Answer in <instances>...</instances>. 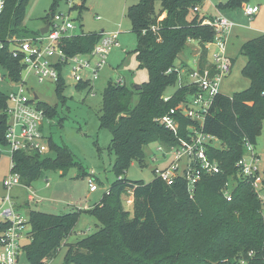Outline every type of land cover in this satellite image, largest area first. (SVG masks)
<instances>
[{"label": "trees", "instance_id": "16d2710c", "mask_svg": "<svg viewBox=\"0 0 264 264\" xmlns=\"http://www.w3.org/2000/svg\"><path fill=\"white\" fill-rule=\"evenodd\" d=\"M4 1L0 14V68L9 82H18L22 67L19 59L12 57L10 46L14 39L29 37L23 21L30 0ZM203 1L161 0L156 12V0H139L127 9L126 16L137 36L134 54L139 67L147 71L148 81L139 90L109 82L102 92L98 120L100 127L111 134L109 151L114 155L112 173L117 180L98 205L85 211L95 217L100 228L69 245L63 264H264V216L252 186L238 180L229 202L221 194L229 178H236L235 164L244 155V141L255 146L263 127L264 34L241 46L240 52L246 57L242 74L250 81L249 87L232 96L217 95L203 122V132L223 146L209 147L207 152L218 163L220 172L202 176L191 196L181 178L171 186L155 176L148 184L120 179L132 162H143L144 147L151 143H174L172 134L155 120L195 90L181 86L168 101L163 100L165 90L178 81L181 68L174 63L189 41L200 45L201 67L206 63L204 45L213 40L214 33L202 25L204 17L193 12ZM85 2L81 0L80 6L73 10H82ZM246 3L247 0H227L218 9H235ZM54 13L52 8L45 23ZM162 13L164 17L158 19ZM151 26L158 27V31L152 33ZM101 34L73 35L61 40L59 47L68 56L89 54ZM63 84L60 80L56 85L58 97ZM87 87L79 84L75 88ZM134 97L137 100L132 105ZM6 99L7 94L0 91V144L5 147ZM40 106L48 118L55 115L53 108ZM180 120L184 129L188 121ZM47 146L53 158L47 154H13L14 167L10 171L19 176L22 185L29 187L43 170L63 171L76 165L66 146L54 143L51 138ZM128 191L132 195L131 213L123 209L121 200ZM81 213L76 210L54 215L30 210L28 243L21 247L28 263L41 264L54 258ZM7 227V223L0 222V237Z\"/></svg>", "mask_w": 264, "mask_h": 264}, {"label": "rangeland", "instance_id": "374dc122", "mask_svg": "<svg viewBox=\"0 0 264 264\" xmlns=\"http://www.w3.org/2000/svg\"><path fill=\"white\" fill-rule=\"evenodd\" d=\"M54 1L55 6H53ZM160 1L155 2L156 12L160 10ZM138 2L139 0H86L82 10L70 11L74 25V29L69 32L72 35L101 31L104 34L118 33L119 48L111 51L107 66L90 88L78 90L71 80L66 79L62 86L61 97H58L56 83L50 81L38 83L34 78H28L27 92L34 93L40 103L55 110V115L48 118L42 132L54 143L66 146L71 151L76 165L63 171L43 170L39 178L29 187L24 185L12 187L9 192L10 197L16 201L18 208L15 209L23 216H27L30 210L54 215L82 211L73 231L63 242L55 257L46 260L47 264H63L69 245L100 228L95 217L85 211L100 203L111 184L117 180L112 173L114 155L109 151L111 134L100 127L98 117L102 112V92L109 82L115 83L116 80L121 79L122 85L131 90L148 81L147 71L139 67L134 54L137 36L132 32L131 22L126 16L127 9ZM226 2L227 0H204L199 9L200 15L205 18L214 19L223 15L234 24L225 48L226 56L232 60V66L229 74L222 79L219 89L221 94L232 96L234 93L246 90L250 85V81L242 74L246 57L240 50L244 43L264 34V0H247L246 4L257 5L260 8V14L251 18L244 15L242 7L218 9L219 4L223 5ZM75 3L81 2L76 0ZM52 8L54 12L67 13L69 5L61 0H30L23 21L28 38L40 35V28L45 24L46 16L50 14ZM164 15L162 13L158 19H162ZM259 29L263 31L257 32ZM195 61L191 48L186 45L174 64L180 68L183 62L188 69H193ZM187 67L181 70V82L177 81L173 86L168 87L164 97L172 96L181 87V83L189 81ZM0 77L1 92L9 94L16 91V88L8 83L1 68ZM136 100L137 98L134 97L132 105ZM158 145L151 143L144 147L143 162L141 164L132 162L120 179L150 183L154 179V168L164 166V161L160 159L161 156L156 150ZM213 146L218 149L223 148L218 140L213 142ZM0 152V197H2L6 194L3 181L11 175V167L7 149L1 144ZM255 152L259 156V169L264 181V122L257 138ZM46 154L53 158L52 152L48 151ZM153 156L157 161L151 160ZM90 179L95 182L98 189L94 194L89 193ZM26 188L35 192L37 202L27 201ZM131 199L130 191L121 198L123 209L130 213L132 209L128 206L130 204L128 201ZM28 230L29 227L26 226L25 233ZM25 233L20 238L21 247L28 243ZM16 264H29L22 249Z\"/></svg>", "mask_w": 264, "mask_h": 264}, {"label": "built area", "instance_id": "2783aa9c", "mask_svg": "<svg viewBox=\"0 0 264 264\" xmlns=\"http://www.w3.org/2000/svg\"><path fill=\"white\" fill-rule=\"evenodd\" d=\"M61 1L69 5L68 12H55L45 23L48 24V30L44 34L11 41L12 57L19 59L22 67L20 80L8 81L16 91L7 94L3 111L6 116L5 142L11 168L14 167L12 157L16 152L39 155L48 152L49 137L42 132L48 117L45 109L40 106L42 103L38 101V97L35 99L34 93L27 92L28 78H34L38 83L50 81L56 84L60 80L64 82L69 79L75 87L79 84H87V88H90L107 66L111 51L120 46L118 33H102L99 42L89 54L66 55L59 47V43L73 36L69 33L74 29L70 11L79 7L81 3L76 4V0ZM4 4L5 1L0 0V14ZM242 8L248 18L255 16L259 11V7L249 4H244ZM198 11L197 7L193 9V12ZM202 25L210 27L214 33L213 40L204 45L206 52L210 53L211 63L201 67L200 56L197 58L194 68L187 71L189 81L181 83V86L195 89L194 92L155 120L172 134L174 143L158 145L156 150L161 156L160 159L164 161V166L154 168V176L167 186L173 185L177 178H181L186 184L189 196L192 195L195 184L202 176H212L220 172L218 163L207 154L209 147L215 148L213 142L216 139L203 132V122L209 114L215 97L220 94L222 79L229 74L232 66L231 60L226 56L225 48L234 24L223 15H219L214 19L204 18ZM149 30L155 33L158 27L151 26ZM145 32L146 30L142 34ZM180 74L181 70L178 72L179 82H181ZM115 84L123 86L121 79L116 80ZM169 99L170 97H164L163 100L166 102ZM180 119L188 121L184 129L181 128ZM244 150L243 157L235 164L236 178L234 176L229 178L221 189V194L229 202L238 180L248 182L260 202L261 214L264 216V190L259 156L255 152V146L246 140ZM151 160L155 162L157 158L153 156ZM14 186H22V183L17 174L11 173L3 181L6 194L0 197V222L8 224L0 237V264L17 263L21 250L20 238L28 226L27 216L21 215L15 209L13 199L10 197L9 192ZM88 188L89 192L97 190L92 179L88 180ZM26 190L27 201L37 202L35 192L29 188ZM128 203L131 204L132 199ZM248 256H252V252ZM41 264L47 263L44 261Z\"/></svg>", "mask_w": 264, "mask_h": 264}, {"label": "crops", "instance_id": "0c3cea01", "mask_svg": "<svg viewBox=\"0 0 264 264\" xmlns=\"http://www.w3.org/2000/svg\"><path fill=\"white\" fill-rule=\"evenodd\" d=\"M250 5V4H249ZM251 6H257V5H251ZM257 7H259V6H257ZM199 13V15H200V9H199V11H198ZM260 14V8H259V11H258V13L255 15V16H258ZM201 17H204V16H202V15H200ZM225 18H227L226 16H224ZM205 18V17H204ZM229 20V19H228ZM230 21V20H229ZM233 23V22H232ZM45 25V24H44ZM44 25L40 28V30L44 27ZM263 31V29H259L257 32H262ZM101 33H102V31H101ZM187 46H189L190 48H191V50H192V53H193V57L194 58H196V60H197V58L201 55V53H202V51H201V49H200V45L197 43V42H195V43H193L192 41H189L188 43H187ZM192 56V55H191ZM201 57V56H200ZM231 60V59H230ZM231 62H232V60H231ZM211 63V56H210V53L209 52H206V63H205V65H209ZM187 66H186V64L185 63H183L182 62V67H180L181 68V70L182 69H184V68H186ZM187 71H188V67H187ZM167 97H170V96H167ZM98 190V189H97ZM97 190L95 191V192H89L90 194H94V193H96L97 192ZM13 202H14V206H15V208H18V205H17V203H16V201L13 199ZM99 204V203H98ZM98 204H96V205H98ZM132 204V203H131ZM131 204H129L128 206H130L131 207ZM93 208V207H92ZM88 210H90L91 208H87ZM17 210V209H16ZM59 252V251H58Z\"/></svg>", "mask_w": 264, "mask_h": 264}, {"label": "water", "instance_id": "95a60500", "mask_svg": "<svg viewBox=\"0 0 264 264\" xmlns=\"http://www.w3.org/2000/svg\"><path fill=\"white\" fill-rule=\"evenodd\" d=\"M48 30V24H45L44 27L40 30V34H44ZM140 86H135V90H139ZM35 99H37V96H35Z\"/></svg>", "mask_w": 264, "mask_h": 264}]
</instances>
